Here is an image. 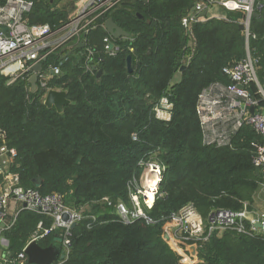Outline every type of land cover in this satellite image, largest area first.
<instances>
[{
	"label": "trees",
	"instance_id": "1",
	"mask_svg": "<svg viewBox=\"0 0 264 264\" xmlns=\"http://www.w3.org/2000/svg\"><path fill=\"white\" fill-rule=\"evenodd\" d=\"M194 3L130 0L101 21L113 17L131 35L115 39L121 46L116 55L105 50L102 39L110 34L100 25L87 35L91 53L80 47L78 58H48L46 64L61 67L50 86L68 91L70 103L62 112L48 108L42 101L44 90L28 89L27 79L8 84L0 74V128L7 146L16 150L13 167L23 185L42 195L63 194L77 209L90 204L92 211L86 214L97 217L73 227L65 264H188L165 237L172 213L188 203L204 218L217 208L255 210L253 195L264 181L252 158V141L258 136L247 128L233 148L204 145L196 101L207 85L225 80L223 67L246 56L247 42L259 59L264 85V0L256 2L258 15L250 19L249 39L241 27L244 13L229 10L226 19L195 23L189 35L182 18ZM30 20L55 25L60 16L47 0H34ZM184 65L181 80L172 84ZM168 89L174 110L170 121H162L153 108ZM151 156L167 166L162 196L146 209L151 222L143 217L125 222L103 198L130 205L138 162ZM43 218L21 212L7 231L12 244H24ZM57 238L49 236L41 244L51 245ZM193 264H264V231L214 232L201 244Z\"/></svg>",
	"mask_w": 264,
	"mask_h": 264
},
{
	"label": "built area",
	"instance_id": "2",
	"mask_svg": "<svg viewBox=\"0 0 264 264\" xmlns=\"http://www.w3.org/2000/svg\"><path fill=\"white\" fill-rule=\"evenodd\" d=\"M119 0H74L75 7L70 17L63 23L52 26L48 23H34L29 16L34 7L33 0L0 1V74L8 78V84L20 79L30 80L32 68L42 64L38 72V84L44 90L43 98L53 88L50 81L60 75L59 65L46 64L48 58L59 54L66 58L72 47L84 42L88 47L89 29L104 26L102 19L114 10ZM121 1V0H120ZM257 0H195L189 12L182 18L185 30L192 35V26L202 20V14L215 6L229 11H242V20L246 38L249 39L250 19L256 12ZM105 50L110 56L116 55L121 46L115 44L110 35L102 39ZM46 64V65H45ZM86 66V70L89 69ZM259 59L252 55L249 44H246V56L222 69L225 80H215L203 88L197 97L196 114L200 122L202 140L206 146L234 147V141L244 129H251L258 136L252 141L253 164L264 172V85L260 82L258 70ZM30 82V81H29ZM31 89L30 83L27 87ZM170 89L154 105L153 112L157 119L170 121L173 115L174 102ZM5 132L0 128V140H5ZM133 139L136 136L133 135ZM16 158L15 149L0 146V154ZM138 169L144 180L141 189L132 190L130 205L123 202L113 204L104 197L108 205L116 207L117 215L125 222L138 218L152 219L146 214L161 193V184L167 172V166L144 157L139 161ZM6 182L0 187V264H27L25 249L32 242L41 241L57 235L62 239V249L69 252L71 247L72 225L84 218L81 208L64 205L60 193L42 195L34 188L21 184L19 174L5 171ZM7 174V175H6ZM12 203L19 204L15 212L10 211ZM81 210V212H80ZM23 211L42 214L50 223L41 219L24 245L17 251L11 248L7 231L13 229ZM68 218L64 219L63 215ZM96 220V216L91 217ZM246 221H249L247 226ZM264 224V212L253 216L245 207L241 210L217 208L207 217H203L193 203H188L170 215L164 227L165 237L171 247L184 256L188 264L195 262L190 255L208 240L214 232L233 229L240 233H251L257 224Z\"/></svg>",
	"mask_w": 264,
	"mask_h": 264
},
{
	"label": "water",
	"instance_id": "3",
	"mask_svg": "<svg viewBox=\"0 0 264 264\" xmlns=\"http://www.w3.org/2000/svg\"><path fill=\"white\" fill-rule=\"evenodd\" d=\"M208 13V10L204 11L202 14L205 17ZM254 15H258V12H254ZM244 28V25H241ZM105 28L107 32L113 38H121V37H130V33L125 30L123 27L118 25V23L113 19V17H109L105 22ZM85 44L83 41L78 45V47H84ZM70 55V53H68ZM128 68L132 70V57L129 56L128 60ZM185 69V66H182L181 71ZM32 70L35 72L30 78V86L32 91H36L39 88L38 85V72L42 71V64L38 63L33 66ZM102 69L98 71V75L102 73ZM68 91L65 89H57L51 88L45 97L43 98L44 104L48 108H55L58 112H62L64 107L70 103V99L68 98ZM64 219L68 218V215H63ZM75 224L72 225L74 227ZM258 227L264 229L263 223H258ZM25 253L28 257V262L31 264H57L59 260L65 259V252L62 249V239L57 238L55 243H52L48 246H42V244L38 242L30 243L27 248L25 249Z\"/></svg>",
	"mask_w": 264,
	"mask_h": 264
},
{
	"label": "rangeland",
	"instance_id": "4",
	"mask_svg": "<svg viewBox=\"0 0 264 264\" xmlns=\"http://www.w3.org/2000/svg\"><path fill=\"white\" fill-rule=\"evenodd\" d=\"M48 2H49V7L51 8V10L53 11V12H56V13H58V15L59 16H61L60 17V20L57 22V24H55V25H58V24H61V23H63V22H65L69 17H70V15H68V12H67V10H69L70 9V7L72 6V5H75V3L74 2H72L71 0H47ZM128 1H130V0H119L118 2H117V5H116V7L114 8V10L115 9H117L118 7H120L121 5H123L125 2H128ZM60 3L63 5V8L62 7H58L57 5H60ZM64 5H66L67 7H69V8H67V7H65ZM58 7V8H57ZM114 10H112V11H114ZM39 24H42V23H39ZM45 24V23H44ZM48 24H50V23H48ZM52 25V24H51ZM55 25H52V26H55ZM98 28L97 27H94V28H92V29H89V33H92L93 31H95V30H97ZM125 39H128V37H126ZM190 45H193V43L190 41ZM85 47V46H84ZM70 53V55H72V56H78V52L77 51H73V53L72 52H69ZM185 66V65H184ZM177 73H179V75L181 74L182 75V71L181 70H179ZM176 73V74H177ZM181 78H182V76H181ZM178 83V82H177ZM39 85V84H38ZM57 89H61V88H57ZM42 101H43V99H42ZM2 144H4V145H6L7 146V144H6V141L4 140V141H2L1 140V144H0V146L2 145ZM8 147V146H7ZM8 149H14V148H9L8 147ZM16 151V150H15ZM9 154H10V152H7V154H5V157L3 158V159H1L0 158V187L3 185V184H5V182H6V179H5V171H8V170H12V171H14V172H16L15 171V169H14V163H15V160H16V158L15 157H11V156H9ZM141 160V159H140ZM139 160V161H140ZM154 160L155 161H158L159 162V160L158 159H156L155 157H154ZM138 164H139V162H138ZM166 165V164H165ZM16 173H18V172H16ZM141 171L139 170V169H137L136 171H135V175H134V177H133V180H132V189H131V193H132V190L133 191H135V190H139V188L141 189V187H142V185H143V182H144V180L142 179V177H141ZM19 174V173H18ZM7 175V174H6ZM19 178H20V182H21V184L23 185V183H22V179H21V177H20V174H19ZM131 193H130V203H131ZM62 196H63V198H64V195L63 194H61ZM160 196H162V194L160 195ZM69 198H70V195H68L67 196V199H68V203H70L69 202ZM64 201V205H67L68 207H72V208H75V207H73V206H70L69 204H67L66 202H65V200H63ZM102 201V200H101ZM261 202V201H260ZM120 203V202H119ZM123 203H125V202H123ZM125 204H127V203H125ZM80 208H81V210L83 211V214H84V216L85 217H92L91 215H87L86 213H91V211H92V205H90V204H82V205H78ZM81 210H80V212H81ZM218 233H221V232H218ZM28 239V238H27ZM9 240H10V243H11V246L13 245L12 244V241H11V238H9ZM24 244H18V243H14V245H13V248H14V251H17V250H15V249H19V248H21L22 246H23ZM64 251V250H63ZM71 251V250H70ZM70 251L69 252H66L65 253V259L64 260H59L58 261V263L57 264H65V260H66V258L68 257V254L70 253Z\"/></svg>",
	"mask_w": 264,
	"mask_h": 264
},
{
	"label": "crops",
	"instance_id": "5",
	"mask_svg": "<svg viewBox=\"0 0 264 264\" xmlns=\"http://www.w3.org/2000/svg\"><path fill=\"white\" fill-rule=\"evenodd\" d=\"M34 1V0H33ZM72 2H74V0H71ZM75 3V2H74ZM58 7H62L63 8V5L60 3V5H57ZM65 7H67L66 5H64ZM57 7V8H58ZM75 5H72L70 7L69 10H67L68 12V15H70L72 12H73V9H74ZM69 8V7H67ZM191 9V8H190ZM33 11V10H32ZM189 12V11H188ZM187 12V13H188ZM31 14V13H30ZM58 14V13H57ZM61 17V16H60ZM30 18V16H29ZM209 18H220V19H226L227 18V10H225L224 8L220 7V6H215L213 8H211L207 15L205 17H202V20H206V19H209ZM201 20V21H202ZM51 25V24H50ZM103 29L106 30L105 28V25L104 26H101ZM107 31V30H106ZM111 36V35H110ZM112 37V36H111ZM113 38V37H112ZM122 39H125L126 37H121ZM130 38V37H128ZM115 39H119V38H113V40L115 41ZM80 44V43H79ZM79 44H76L75 46L72 47V50H70V52L73 53V51H77L78 48V45ZM78 52V51H77ZM79 56H77L78 58ZM177 73V72H176ZM181 74L179 75V73L175 74L174 75V78L172 80V84L174 83H177L181 80ZM0 144H1V140H0ZM5 157V154H0V158L3 159ZM253 206L255 207V210H249L250 211V214L253 215V216H256L257 214L259 213H262L264 212V181H261L255 194L253 195ZM261 201V202H260ZM19 206V204H14L12 203V205L10 206V211L11 212H15V209ZM247 208V207H246ZM248 209V208H247ZM257 229H260V230H263L262 228L260 227H257ZM199 248L200 246L195 250V248H191V251H190V255L194 258V260L196 261L197 260V255H198V251H199Z\"/></svg>",
	"mask_w": 264,
	"mask_h": 264
}]
</instances>
